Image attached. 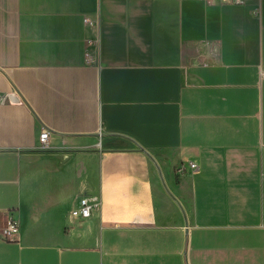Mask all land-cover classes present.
Wrapping results in <instances>:
<instances>
[{
    "label": "crops",
    "instance_id": "0c3cea01",
    "mask_svg": "<svg viewBox=\"0 0 264 264\" xmlns=\"http://www.w3.org/2000/svg\"><path fill=\"white\" fill-rule=\"evenodd\" d=\"M0 264H264V0H0Z\"/></svg>",
    "mask_w": 264,
    "mask_h": 264
},
{
    "label": "built area",
    "instance_id": "2783aa9c",
    "mask_svg": "<svg viewBox=\"0 0 264 264\" xmlns=\"http://www.w3.org/2000/svg\"><path fill=\"white\" fill-rule=\"evenodd\" d=\"M205 2H230V3H245L246 0H203ZM88 45L90 46V49H88V52L85 57V62L87 64L93 63V61L97 60V52L99 48V42L98 39H89ZM49 130L47 128H43L39 135V141L41 149H49V145L47 142ZM188 168L191 172H195L198 170V164L194 161L188 162ZM178 171H184L185 166L181 165L177 167ZM101 207V200L99 196H90V195H84L79 198L78 205L75 206L71 210V214L74 217L77 218H87L89 217L94 211H98ZM19 228V222L17 218L13 216H9L7 223L5 226L1 229L2 236L4 238H8L13 234H16Z\"/></svg>",
    "mask_w": 264,
    "mask_h": 264
},
{
    "label": "water",
    "instance_id": "95a60500",
    "mask_svg": "<svg viewBox=\"0 0 264 264\" xmlns=\"http://www.w3.org/2000/svg\"><path fill=\"white\" fill-rule=\"evenodd\" d=\"M7 98H9L10 100H13V101H20V98L18 96V94L16 93H12V94H9L6 96ZM5 97V98H6ZM143 152L152 160V162L154 163L156 169H157V172H158V175H159V178L161 180V183L164 187V189L166 190V192L175 200V202L178 204V206L180 207L181 211H182V214H183V217H184V222H185V225L187 226V217H186V213L183 209V206L181 205V203L179 202V200L172 194V192L169 190V188L167 187L166 183H165V180L163 178V174L161 172V168L158 164V162L155 160V158L149 153L147 152L146 150L142 149Z\"/></svg>",
    "mask_w": 264,
    "mask_h": 264
}]
</instances>
